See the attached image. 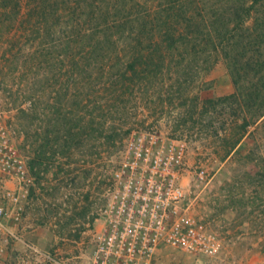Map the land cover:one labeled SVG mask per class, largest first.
<instances>
[{
	"label": "rangeland",
	"instance_id": "obj_1",
	"mask_svg": "<svg viewBox=\"0 0 264 264\" xmlns=\"http://www.w3.org/2000/svg\"><path fill=\"white\" fill-rule=\"evenodd\" d=\"M54 1L50 3L55 6ZM21 4L18 16L11 12L0 17V107L28 163L41 143L39 135L48 130L54 147L60 148L55 139L57 110L85 120L92 112L96 119L87 128L90 133L83 132L84 127L78 130L71 156L59 152L40 179L31 171L34 184L17 227L22 238L11 241L23 248L13 250L9 264H41L29 245L78 264L89 262L93 229L102 225L100 209L106 204L112 170L126 138L136 130L187 140L189 166L183 179L187 211L209 224L222 242L214 257L164 248L154 264H264V118L249 127L236 153L224 157L244 118L252 117L245 100L247 85H234L224 60L213 57L204 70L192 73L194 81L181 85L172 73L165 85L148 81L130 88L104 85L96 68L92 82L82 73L79 85H69L73 53L80 69L87 66V59L82 54L84 40L68 42L67 25L93 24L98 19L70 15L64 2L54 15L49 7L46 17L35 12V2ZM40 26L45 27L41 33ZM221 97L227 100L217 102ZM21 109L34 111L25 118ZM102 122L107 128L104 137L115 126L123 133L122 140L105 144ZM201 169L206 170L204 177L199 175Z\"/></svg>",
	"mask_w": 264,
	"mask_h": 264
},
{
	"label": "trees",
	"instance_id": "obj_2",
	"mask_svg": "<svg viewBox=\"0 0 264 264\" xmlns=\"http://www.w3.org/2000/svg\"><path fill=\"white\" fill-rule=\"evenodd\" d=\"M21 1L0 0V17L11 12L18 16ZM28 1L35 2V12L44 17L48 16L49 7L54 15L64 2L70 15L86 14L98 19L93 24L77 21L67 25L68 42L84 40L82 54L87 59V66L80 69L73 53L69 85H79L82 73H87L86 80L92 82L95 68L104 85H130V88L145 81L165 85L166 76L171 73L181 85L194 81L192 73L204 70L215 57L224 60L234 85H247L245 100L252 111L251 119L244 118L240 133L230 141L224 157L236 153L249 127L264 118V0H55V6L51 0ZM43 29L40 26L37 30L41 33ZM224 100L227 99L221 97L216 101ZM208 102L215 104L213 99ZM30 111L34 110L21 109L25 118ZM89 115L85 120L76 118L73 112L57 110L59 127L55 131L59 133L55 139L60 148L54 147L51 130L39 135L41 143L28 163L37 179L53 166L59 152L73 154L78 130L85 128L83 132H91L87 128L96 117L92 112ZM102 118L108 122L106 114ZM101 124L104 137L107 128ZM110 131L104 137L105 144L115 145L122 140L124 135L117 127L111 126ZM68 172L70 175V169ZM75 180L76 177L71 178L73 183ZM85 198L89 202L90 194Z\"/></svg>",
	"mask_w": 264,
	"mask_h": 264
},
{
	"label": "built area",
	"instance_id": "obj_3",
	"mask_svg": "<svg viewBox=\"0 0 264 264\" xmlns=\"http://www.w3.org/2000/svg\"><path fill=\"white\" fill-rule=\"evenodd\" d=\"M189 166L184 138L136 130L126 138L100 209L102 225L93 229L94 249L85 264H154L159 252L173 248L214 257L219 234L188 213L183 179ZM205 169L199 175L204 177ZM34 178L16 132L0 107V256L22 222ZM41 264H78L29 245Z\"/></svg>",
	"mask_w": 264,
	"mask_h": 264
},
{
	"label": "crops",
	"instance_id": "obj_4",
	"mask_svg": "<svg viewBox=\"0 0 264 264\" xmlns=\"http://www.w3.org/2000/svg\"><path fill=\"white\" fill-rule=\"evenodd\" d=\"M22 248L23 246H21L20 244L17 247L16 244L13 245V243H10L5 254L2 256V258H0V264H9V258L12 257V255L14 254L13 250H21Z\"/></svg>",
	"mask_w": 264,
	"mask_h": 264
}]
</instances>
